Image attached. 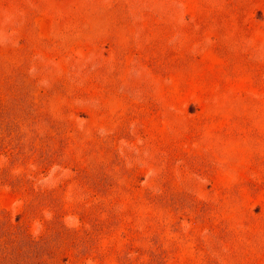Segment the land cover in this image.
Instances as JSON below:
<instances>
[{
    "label": "rangeland",
    "instance_id": "rangeland-1",
    "mask_svg": "<svg viewBox=\"0 0 264 264\" xmlns=\"http://www.w3.org/2000/svg\"><path fill=\"white\" fill-rule=\"evenodd\" d=\"M3 212L43 264H264V0H0Z\"/></svg>",
    "mask_w": 264,
    "mask_h": 264
},
{
    "label": "trees",
    "instance_id": "trees-1",
    "mask_svg": "<svg viewBox=\"0 0 264 264\" xmlns=\"http://www.w3.org/2000/svg\"><path fill=\"white\" fill-rule=\"evenodd\" d=\"M43 240L33 239L21 222L13 223L8 213H0V264H43L47 252Z\"/></svg>",
    "mask_w": 264,
    "mask_h": 264
}]
</instances>
